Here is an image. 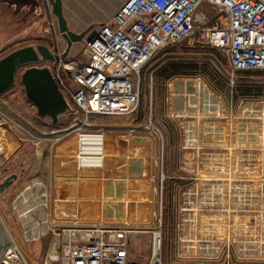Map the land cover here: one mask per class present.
I'll list each match as a JSON object with an SVG mask.
<instances>
[{"label":"rangeland","instance_id":"374dc122","mask_svg":"<svg viewBox=\"0 0 264 264\" xmlns=\"http://www.w3.org/2000/svg\"><path fill=\"white\" fill-rule=\"evenodd\" d=\"M124 1L63 0V8L71 29L81 32L110 19ZM48 3L38 0L33 6L17 8L12 0H0V57L30 44L65 49L58 26L46 33ZM203 8L207 9L205 3ZM82 44H74L69 55L79 53ZM183 45L194 46L186 40L168 49L185 53ZM165 50L141 71L138 110L124 116L86 117L70 111L52 124L38 116L26 99L20 83L23 69L17 72L15 85L5 95L9 111L0 108V180L8 173L19 175L22 169L25 174L5 199L0 198V226L31 264H44L69 231L86 232L99 225L144 228L132 248L141 254L150 252L151 231L161 228L166 264H264V92L237 95L234 84L241 78L226 58L218 66L196 52L186 53L204 63L195 73L157 82L154 66L165 58ZM205 60L216 75L208 71L211 67ZM246 80L264 81V76ZM58 129L66 130L54 133ZM77 135L87 142L106 135L102 155L93 146L83 151L85 162L79 173L89 176L82 181L81 198L100 200L108 215L94 216V208L85 202L81 207L87 206L89 214L74 223V214H67L74 209L66 199L77 190H63L69 185L63 175L79 168L75 166L79 158L74 157L79 150ZM121 135L131 137V142H123ZM127 180L133 183L129 188ZM91 185L96 190L93 195L86 190ZM125 188L135 202L130 203L131 215L124 220L114 212H118L116 202L109 206L105 202L116 199L121 212L123 201L119 200L124 199ZM120 189L121 195L113 194Z\"/></svg>","mask_w":264,"mask_h":264},{"label":"built area","instance_id":"2783aa9c","mask_svg":"<svg viewBox=\"0 0 264 264\" xmlns=\"http://www.w3.org/2000/svg\"><path fill=\"white\" fill-rule=\"evenodd\" d=\"M56 26L49 6L46 33ZM87 36L76 55L51 49L59 58L37 65L49 67L69 112L129 115L139 107L141 71L172 44L191 40L214 48L233 72L264 70V0H125ZM211 59L221 65L214 55ZM79 233L69 231L44 264H166L161 228L151 231L147 254L132 250L144 234L141 227L99 225L86 236ZM0 264L31 263L11 241Z\"/></svg>","mask_w":264,"mask_h":264},{"label":"water","instance_id":"95a60500","mask_svg":"<svg viewBox=\"0 0 264 264\" xmlns=\"http://www.w3.org/2000/svg\"><path fill=\"white\" fill-rule=\"evenodd\" d=\"M13 1L17 3V6L21 5L20 1ZM48 2L56 17L59 33L66 42L62 56H68L73 45L83 43L85 39H88L90 36L88 37L86 34L96 25L81 32L74 31L65 17L63 0H48ZM100 24L102 23L97 25ZM58 58L59 55L44 44L25 45L0 57V96L15 85L16 74L23 69L20 74V83L23 86L26 99L35 107L38 116L47 117L52 124H57L60 118L69 112L70 105L60 91L49 67L37 64L41 61H54ZM0 107L7 109L6 104L2 101H0ZM7 179L9 178H6L5 181ZM9 243L0 226V258ZM55 251H59L58 247Z\"/></svg>","mask_w":264,"mask_h":264},{"label":"bare ground","instance_id":"6f19581e","mask_svg":"<svg viewBox=\"0 0 264 264\" xmlns=\"http://www.w3.org/2000/svg\"><path fill=\"white\" fill-rule=\"evenodd\" d=\"M80 134V133H79ZM86 134V133H85ZM83 135V134H82ZM98 135V134H97ZM100 135H101V133H100ZM104 136H106V135H104ZM104 136H102L101 138H100V140H99V138L98 137H94V138H92V139H90V140H88V142H87V140H85L82 136H80V137H78V135H77V139L79 140V143H81L82 144V146H83V148H81V146L79 145V143L78 142H76L75 143V148L77 149H79V150H77V153H75L74 154V157H78L79 159H77V164L78 165H75V166H77V167H79V168H76V169H73V173H70L69 171H68V173L66 174V175H63L64 176V178L63 179H68L69 180V182H67L69 185H67V188H66V186H64V189L63 190H65V189H68V188H71V189H73V190H77V194H75V196H71V197H69V199H66V201H69V202H67V204H68V206H70V207H73V209H74V211H73V213H67V214H74L73 215V217H75L74 218V220L72 221V222H74V223H76V222H81V219L83 220V217H85L86 216V214L88 213L89 214V211H86L88 208H84L83 209V207H81V204L82 203H85L86 202V204H87V202H90V207H92V208H94V216H95V214H96V217H98V215H100L101 217L105 214V216H107L108 215V213H107V211H105V209H103L104 208V206L102 205V203L100 202V200H99V202L97 203V199H95V198H90V199H87L86 201L83 199V198H81V196L83 195V191L85 190V186L83 185V183H82V181L83 180H87V178L89 177L88 175V177H86V175L85 174H81V173H79V170H81L80 168H81V165L80 164H83V162H85L84 161V154H86V153H84L83 151H87L88 150V148H87V146H89V147H91V146H93V147H91L93 150H97L98 151V153L99 152H101V155H102V153H104L106 150V139H105V137ZM116 136V135H115ZM114 136V137H115ZM124 136V137H123ZM121 135L120 137H123V142H125V143H129V141L131 142V140H129V138H131V137H125V135ZM108 137V136H107ZM112 137V136H111ZM145 138V137H144ZM127 140V141H126ZM70 141V140H69ZM79 145V146H78ZM126 145V144H125ZM128 147V145H126V148ZM74 148V149H75ZM130 150V149H129ZM76 151V150H75ZM82 151V152H81ZM125 152V151H124ZM127 152V151H126ZM125 154V153H124ZM107 155V154H106ZM113 155V154H112ZM108 156V155H107ZM114 156V155H113ZM117 156V155H116ZM126 156H128V155H126ZM73 157V156H72ZM115 157V156H114ZM124 157V156H123ZM61 158V157H60ZM69 158H70V156H69ZM104 158H106V156L104 157ZM103 158V159H104ZM108 158H109V156H108ZM117 158V157H116ZM119 158H120V156H119ZM118 158V159H119ZM122 158V157H121ZM125 158V157H124ZM113 159V158H112ZM126 159H128V158H126ZM103 161V160H102ZM109 161H112V160H109ZM109 161H107V163H110ZM118 161V160H117ZM116 161V162H117ZM122 161V160H121ZM125 161V160H124ZM127 161V160H126ZM104 162H105V160H104ZM116 162H114V165H115V163ZM128 162V161H127ZM106 163V164H107ZM122 163V162H121ZM119 165H120V163H118ZM70 164H68L67 166H69ZM102 165H104V164H102ZM107 165H109V164H107ZM112 166H113V164H111ZM110 165V166H111ZM117 165V164H116ZM128 166V165H127ZM87 167V166H86ZM113 167H115V166H113ZM113 167H111V168H113ZM82 168H84L83 166H82ZM102 168H104V167H102ZM101 168V169H102ZM108 168H109V166H108ZM127 169H129L128 167H126ZM99 169V168H98ZM100 170V169H99ZM107 170V169H106ZM115 171H117V170H115ZM122 171V170H121ZM125 171H126V169H125ZM124 171V172H125ZM103 172V171H102ZM109 172V171H108ZM100 173H101V170H100ZM116 173V172H115ZM117 174V173H116ZM100 175V174H99ZM58 176V175H57ZM59 177V176H58ZM102 177V176H101ZM115 177V176H114ZM117 177V176H116ZM59 178H61L62 179V176L61 177H59ZM110 178V177H109ZM124 178V177H123ZM126 178V177H125ZM118 179V178H117ZM151 179V178H150ZM90 180V179H89ZM99 180V179H98ZM103 180V179H102ZM104 180H105V176H104ZM108 180V179H107ZM124 180V179H123ZM143 180V179H142ZM120 181V180H119ZM122 181V180H121ZM109 183V182H108ZM97 184V183H96ZM100 184H101V182H100ZM103 184V183H102ZM133 183H131V181H126V188H129V186H131ZM101 186V185H100ZM113 186V185H112ZM92 187V188H91ZM91 189H86V190H88L90 193H91V195H93V193H95L96 192V190L95 189H93V185H91ZM109 187V186H108ZM111 187V186H110ZM109 187V188H110ZM97 188H98V186H97ZM113 188V187H112ZM125 188V192H124V195H125V197H124V199L123 198H121V200H119V201H123V202H121L122 203V206H123V209H122V211L120 212L119 211V202L117 203V201H116V199H113V201L112 200H109L108 202H105L106 204H107V206H109V205H113L114 204V202H116L115 203V209L117 208V210H118V212L116 211V210H114V212H116V214L117 215H121V216H123L122 218L125 220V219H127V218H129V216L131 215L130 213V208H129V205H130V203L131 202H135V201H133L134 199H130L129 198V194H128V189H126ZM106 189V188H105ZM61 190V189H60ZM104 190V189H103ZM111 190V189H110ZM114 190V189H113ZM66 191V190H65ZM105 191V190H104ZM107 191V190H106ZM106 191L105 192H103V191H101L102 193H106ZM76 192V191H75ZM122 191H121V189L119 190V192H117V193H113V194H115V195H119L120 193H121ZM101 193V194H102ZM108 193H109V190H108ZM82 194V195H81ZM85 194V193H84ZM112 194V195H113ZM121 195V194H120ZM128 195V196H127ZM42 196H44V194H42ZM96 196V195H95ZM102 196V195H101ZM86 197V196H85ZM93 197V196H92ZM120 198V197H119ZM56 199V198H55ZM54 199V200H55ZM102 200V199H101ZM136 201H139V199L138 198H136L135 199ZM141 200V199H140ZM143 200V199H142ZM103 201V200H102ZM112 201V202H111ZM55 202V201H54ZM100 203H101V206H100ZM98 204V205H97ZM103 204H104V202H103ZM109 204V205H108ZM121 206V207H122ZM103 207V208H102ZM107 208V207H106ZM111 209V208H110ZM56 210V211H55ZM90 210V209H89ZM92 210V209H91ZM54 212H55V214H58L57 213V208H55L54 207V210H53ZM58 211H60L61 212V210H58ZM111 211V210H110ZM64 211H62V213H63ZM92 212V211H91ZM90 212V213H91ZM138 213H140L139 211H137ZM66 213V212H65ZM82 213H83V216H82ZM113 213V212H112ZM134 213H135V211H134ZM134 213L132 214V215H134ZM55 214H53V216L55 215ZM98 214V215H97ZM107 214V215H106ZM110 214V213H109ZM143 214V213H142ZM91 215H93V213L91 214ZM111 215V214H110ZM93 216V217H94ZM135 216V215H134ZM111 217V216H110ZM138 217H142V216H138ZM87 218H91V217H87ZM95 218V217H94ZM133 218V217H132ZM136 218V217H135ZM143 218V217H142ZM52 219V218H51ZM85 219V218H84ZM105 219V218H104ZM111 219V218H110ZM122 219V220H123ZM87 220V219H86ZM53 221H54V219H53ZM52 222V221H51ZM99 223V222H98ZM97 223V224H98ZM101 223H102V221H101ZM37 233V232H36ZM39 233V232H38ZM71 233V232H70ZM73 234H75V233H73ZM81 234H82V236H86L87 235V233H85V232H81ZM65 235H67V233L65 232L64 233V236ZM37 237H38V235L37 236H35V238H33V239H37ZM51 256H54L53 254L51 255Z\"/></svg>","mask_w":264,"mask_h":264},{"label":"trees","instance_id":"16d2710c","mask_svg":"<svg viewBox=\"0 0 264 264\" xmlns=\"http://www.w3.org/2000/svg\"><path fill=\"white\" fill-rule=\"evenodd\" d=\"M182 49L186 50V52L185 53L175 52L174 48H169V49L167 48L165 50L166 52L164 51L165 58H163L162 60L159 59V62L154 66L155 69L153 71V74L157 82H162L176 75H186V74H191V73L193 74L196 72L197 68H201L200 65L204 63L197 61L198 59L196 58L191 59L188 56L189 54H186L188 52H193V53L196 52L195 54L205 55L206 57L208 56L210 58L214 55V58L219 63L222 59H224L223 58L224 56H222L220 52L208 46L207 47L206 46L204 47H198V46L191 47L190 46L189 47V46L183 45ZM205 64L208 67H211L208 69V71L211 69L210 70L211 73L215 74L216 70L213 68V66H211V64L208 63L207 61ZM217 69L219 70V68ZM236 72L238 73V76H240L239 78H241L240 80H237L236 83L234 84V90L236 91L237 95L238 94L242 96L260 95L264 92V81L256 82L254 80H246V78L252 77V76H259V75L264 76V70H249V71L245 70V71H236Z\"/></svg>","mask_w":264,"mask_h":264},{"label":"flooded vegetation","instance_id":"af4514ba","mask_svg":"<svg viewBox=\"0 0 264 264\" xmlns=\"http://www.w3.org/2000/svg\"><path fill=\"white\" fill-rule=\"evenodd\" d=\"M12 1H13V0H12ZM17 1H20V2H21V3H20L21 5H20V6H17V3H15V2L13 1V2L16 4L17 7H22V6H29V7H30V6L35 5L36 2H37L38 0H17ZM90 31H91V30H90ZM90 31H89L86 35H89ZM6 94H7V93L5 92V93H3V94L0 96V101L4 102L5 104L7 103V100H8V99H6V97H5ZM6 106H7V104H6ZM0 108H1V107H0ZM2 109H6V108H2ZM6 110L9 111V107H8V106H7V109H6ZM65 130H66V129H58V130L55 131V133H56V132H63V131H65ZM3 171H4V172H7V168L4 167V168H3ZM24 174H25V170H24V169L21 170V172H20L19 175L16 174V173H8V174H6V175L2 178V180H0V198L5 199L6 194H8V192H9L11 189H13V187L15 186V183L18 181L19 177L23 176ZM13 175H15V176H13ZM6 178H9V179H7V180L5 181Z\"/></svg>","mask_w":264,"mask_h":264},{"label":"crops","instance_id":"0c3cea01","mask_svg":"<svg viewBox=\"0 0 264 264\" xmlns=\"http://www.w3.org/2000/svg\"><path fill=\"white\" fill-rule=\"evenodd\" d=\"M16 7H17V6H16ZM22 7H23V6H22ZM17 8H21V7H17ZM64 14H65V12H64ZM65 17L67 18V20H69V21L71 20V19H69V17L66 16V14H65ZM71 22H72V25H74V24L77 25V24L74 23L73 21H71ZM33 25H34V23H33ZM34 27H35V26H33V28H34ZM62 50L64 51V48H63ZM63 51H62V52H63ZM71 53H72V52H71ZM73 54H74V53H73Z\"/></svg>","mask_w":264,"mask_h":264}]
</instances>
